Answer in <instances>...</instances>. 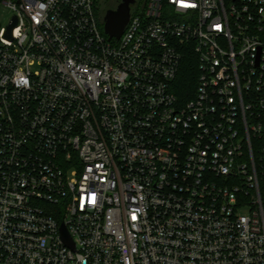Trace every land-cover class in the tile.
<instances>
[{
  "label": "built area",
  "instance_id": "built-area-1",
  "mask_svg": "<svg viewBox=\"0 0 264 264\" xmlns=\"http://www.w3.org/2000/svg\"><path fill=\"white\" fill-rule=\"evenodd\" d=\"M1 4L0 264H264V0Z\"/></svg>",
  "mask_w": 264,
  "mask_h": 264
},
{
  "label": "water",
  "instance_id": "water-1",
  "mask_svg": "<svg viewBox=\"0 0 264 264\" xmlns=\"http://www.w3.org/2000/svg\"><path fill=\"white\" fill-rule=\"evenodd\" d=\"M135 0H121L114 10H107L103 17V32L107 36L108 40H119L128 23L130 15V6L133 5ZM15 25V22L9 26V31L6 32V36L9 37L11 28ZM62 237L66 243L69 239L65 230L62 228Z\"/></svg>",
  "mask_w": 264,
  "mask_h": 264
},
{
  "label": "trees",
  "instance_id": "trees-1",
  "mask_svg": "<svg viewBox=\"0 0 264 264\" xmlns=\"http://www.w3.org/2000/svg\"><path fill=\"white\" fill-rule=\"evenodd\" d=\"M100 0H96V16L100 23V29L103 32V17L106 11H102L103 13L99 14V11L97 10V6L99 4ZM104 4L106 2H103ZM195 80H196V71L193 64H191L190 59L189 63L181 69L179 74L177 75V78L175 80L174 84V91L177 96H184L186 94H189L190 92L193 93V89L195 87ZM191 94V93H190Z\"/></svg>",
  "mask_w": 264,
  "mask_h": 264
},
{
  "label": "rangeland",
  "instance_id": "rangeland-1",
  "mask_svg": "<svg viewBox=\"0 0 264 264\" xmlns=\"http://www.w3.org/2000/svg\"><path fill=\"white\" fill-rule=\"evenodd\" d=\"M138 6L143 0H136ZM103 2H106L105 4ZM120 3V0H100L97 6L99 14L107 10H114L117 5ZM103 11V12H102ZM12 17V13L3 5H0V28H6L8 26L9 20Z\"/></svg>",
  "mask_w": 264,
  "mask_h": 264
},
{
  "label": "flooded vegetation",
  "instance_id": "flooded-vegetation-1",
  "mask_svg": "<svg viewBox=\"0 0 264 264\" xmlns=\"http://www.w3.org/2000/svg\"><path fill=\"white\" fill-rule=\"evenodd\" d=\"M121 1V0H120Z\"/></svg>",
  "mask_w": 264,
  "mask_h": 264
}]
</instances>
